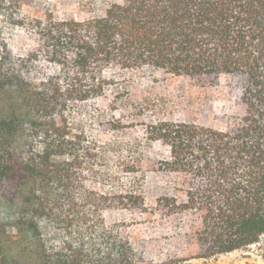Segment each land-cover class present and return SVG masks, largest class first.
Returning a JSON list of instances; mask_svg holds the SVG:
<instances>
[{"label":"trees","instance_id":"trees-1","mask_svg":"<svg viewBox=\"0 0 264 264\" xmlns=\"http://www.w3.org/2000/svg\"><path fill=\"white\" fill-rule=\"evenodd\" d=\"M41 25L30 56L38 76L0 85V206L14 209L12 222L0 223L1 264H137L129 240L103 225L104 195L81 182L80 153L91 144L68 120L78 103L102 95L111 69L245 79L244 115L226 129L164 121L146 138L167 148L162 168L184 181L158 200L168 215H199L195 234L210 255L256 243L264 234V0H113L101 15H49ZM126 195L144 204L139 192Z\"/></svg>","mask_w":264,"mask_h":264},{"label":"rangeland","instance_id":"rangeland-1","mask_svg":"<svg viewBox=\"0 0 264 264\" xmlns=\"http://www.w3.org/2000/svg\"><path fill=\"white\" fill-rule=\"evenodd\" d=\"M112 1L0 0V85L17 83L15 78L33 82L38 76V63L30 58L40 43L38 22L43 28L49 15L76 20L101 15ZM46 66L41 60V76ZM105 77L109 84L102 95L78 103L68 115L76 133L91 144L88 154L80 153L84 164L79 170L83 186L104 195V227L129 240L137 264H264V234L254 244L210 255L195 234L199 215L165 212L158 200L175 196V186L184 181L162 168L167 148L146 138L150 125L164 121L226 129L244 115L245 79L220 75L209 81L151 69H111ZM131 190L141 194L142 206L132 205L126 195ZM13 217V208L0 206L1 224ZM7 233L15 231L8 228ZM15 254L9 260H16Z\"/></svg>","mask_w":264,"mask_h":264}]
</instances>
